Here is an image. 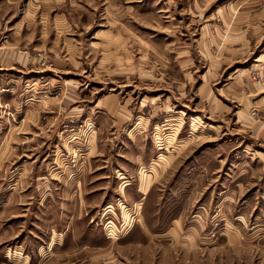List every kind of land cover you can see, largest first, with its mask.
Returning a JSON list of instances; mask_svg holds the SVG:
<instances>
[{
    "label": "rangeland",
    "instance_id": "rangeland-1",
    "mask_svg": "<svg viewBox=\"0 0 264 264\" xmlns=\"http://www.w3.org/2000/svg\"><path fill=\"white\" fill-rule=\"evenodd\" d=\"M0 264H264V0H0Z\"/></svg>",
    "mask_w": 264,
    "mask_h": 264
},
{
    "label": "crops",
    "instance_id": "crops-1",
    "mask_svg": "<svg viewBox=\"0 0 264 264\" xmlns=\"http://www.w3.org/2000/svg\"><path fill=\"white\" fill-rule=\"evenodd\" d=\"M5 2H7L11 5H14L15 3L17 4V3L21 2V0H5ZM26 9L28 10L29 8H26ZM2 18H4V16H2ZM9 19H10V15L8 16L7 20H9ZM9 23L10 22L8 21L5 25V28L7 30H10ZM175 150L179 151L180 146H177V148H175ZM172 159H173L172 157H165L163 155H159L158 159L155 160L154 162H152L147 168L149 169V171L151 173H154L155 175H157V174L159 175L161 173V171H164L166 169V167L171 163ZM148 186H149V178L145 179V181H143V183H142L141 190L143 193H146Z\"/></svg>",
    "mask_w": 264,
    "mask_h": 264
}]
</instances>
